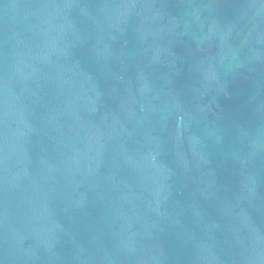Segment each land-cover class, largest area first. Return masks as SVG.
I'll return each mask as SVG.
<instances>
[{"label": "water", "instance_id": "obj_1", "mask_svg": "<svg viewBox=\"0 0 264 264\" xmlns=\"http://www.w3.org/2000/svg\"><path fill=\"white\" fill-rule=\"evenodd\" d=\"M0 264H264V0H0Z\"/></svg>", "mask_w": 264, "mask_h": 264}]
</instances>
